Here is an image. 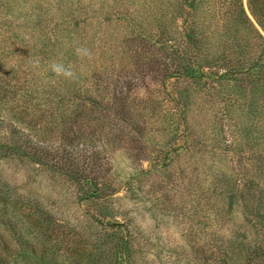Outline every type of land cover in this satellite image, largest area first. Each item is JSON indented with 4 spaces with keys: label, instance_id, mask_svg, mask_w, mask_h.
Masks as SVG:
<instances>
[{
    "label": "rangeland",
    "instance_id": "rangeland-1",
    "mask_svg": "<svg viewBox=\"0 0 264 264\" xmlns=\"http://www.w3.org/2000/svg\"><path fill=\"white\" fill-rule=\"evenodd\" d=\"M190 2L0 0L2 264H264V26Z\"/></svg>",
    "mask_w": 264,
    "mask_h": 264
},
{
    "label": "trees",
    "instance_id": "trees-1",
    "mask_svg": "<svg viewBox=\"0 0 264 264\" xmlns=\"http://www.w3.org/2000/svg\"><path fill=\"white\" fill-rule=\"evenodd\" d=\"M232 2L234 3L233 6L235 5V9L234 10H237L238 19H240L242 21V23L244 21L248 22L249 19H248V16L246 15V13H245V11L243 9L242 0H232ZM246 2H247V5H248L247 7H248L249 14L256 20V22H257V24L259 26L263 27L264 26V22H263L264 21V0H246ZM185 4H187V3H185ZM193 5L195 6V0H192V2H190V5L186 6V7L194 8ZM190 42H191V40H190ZM195 63L196 64L194 66L193 65L191 66L192 68L199 66V64L196 61H195ZM192 68H190V69L188 68V71H186L184 73H186V74L191 73V69ZM259 68L260 67H258V69ZM185 70H187V69L185 68ZM202 77H206L207 78V75H202ZM1 193L7 194L6 192H1ZM123 232L124 233H122L121 240H124L125 237L128 238L127 237V229H123ZM18 245L20 246V243ZM124 245H125L124 248L126 250L127 243L125 242ZM2 249L3 250L0 249V251H5V247L4 246H2ZM25 251L30 253L31 249H26ZM21 257L25 258V257H28V255L25 256V257L22 255ZM123 257L124 258L127 257V252L124 253ZM33 260H35V259H33ZM3 262H4V259H2V257H0V264H2ZM25 262H26V264H40L37 260L33 261V263H30L27 260H25Z\"/></svg>",
    "mask_w": 264,
    "mask_h": 264
},
{
    "label": "clouds",
    "instance_id": "clouds-1",
    "mask_svg": "<svg viewBox=\"0 0 264 264\" xmlns=\"http://www.w3.org/2000/svg\"><path fill=\"white\" fill-rule=\"evenodd\" d=\"M75 54L81 58H91V52L87 47L78 46L74 49ZM33 67H39V61H32ZM48 70H50L56 77H62L64 79H74L75 73L72 71L71 67L65 66L63 62L52 61L48 65Z\"/></svg>",
    "mask_w": 264,
    "mask_h": 264
}]
</instances>
